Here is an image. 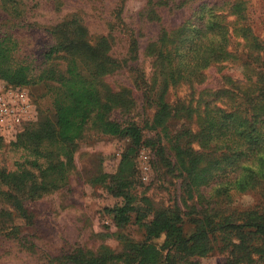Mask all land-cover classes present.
Returning <instances> with one entry per match:
<instances>
[{
    "label": "rangeland",
    "instance_id": "obj_1",
    "mask_svg": "<svg viewBox=\"0 0 264 264\" xmlns=\"http://www.w3.org/2000/svg\"><path fill=\"white\" fill-rule=\"evenodd\" d=\"M146 3L0 4V37L12 39L14 58L33 77L17 88L28 92L34 106L31 121L14 138H0V264H239L225 236L264 215V106L258 99L264 0H190L178 9H159V21L149 19ZM186 22L184 42L170 46L168 40ZM245 29L262 50L249 49ZM64 36L75 42L71 50L47 60ZM77 45L79 51L73 49ZM72 60L97 90L105 118L142 129L126 190L135 209L147 215L142 223L117 225L108 212L124 204L113 177L128 139L102 134L95 115L67 150L52 137L53 102ZM162 104L164 126L153 129ZM223 111H236L237 121ZM176 145L201 157L199 172H207L200 185L181 172ZM23 173L28 176L21 189L6 183L4 176ZM54 177L62 180L59 186H46ZM160 212L180 218L185 238L197 226L208 232L214 227L208 235L212 251L199 258L174 251L164 236L145 241L142 224Z\"/></svg>",
    "mask_w": 264,
    "mask_h": 264
},
{
    "label": "trees",
    "instance_id": "obj_2",
    "mask_svg": "<svg viewBox=\"0 0 264 264\" xmlns=\"http://www.w3.org/2000/svg\"><path fill=\"white\" fill-rule=\"evenodd\" d=\"M11 1L12 0H0V4L11 3ZM189 1L190 0H188V2ZM188 2L187 0H147L146 12L150 20L159 21V17L155 18V13L159 9H171L172 7L178 9ZM242 3L243 2H240L241 5ZM237 19L239 21L245 19L241 9L237 14ZM188 25L189 22H186L177 28L178 32L168 40L170 46L181 45L184 42V39L181 38L180 35L182 31H185V27ZM242 32L243 36L248 40L250 38V30L245 29ZM163 41H165V38L157 40L156 44L163 43ZM76 42L77 44H81L79 41ZM248 42L249 49L256 51L262 50L260 42L256 38L251 37ZM74 44L75 42L68 36H64L62 41L49 49L45 58L49 60L53 55L61 51H70V46ZM80 48L81 47L77 45V47L73 49L79 51ZM14 53L15 45L12 39L6 35L0 37V80L16 87L28 85L33 81V77L29 73L28 67L16 61ZM60 84L62 94L53 102L55 122L50 124L53 131L52 137L55 139V142L60 144L62 151L67 150L69 146H72L80 138L83 127L87 124L91 115H95L97 127L102 134L128 139L130 145L123 154L118 165L117 173L113 177L117 184L118 195L124 198V204L112 210H108V212L113 214V220L117 225L142 223L147 216L146 213H141V210L135 209L131 204V197H129L126 192L129 188L127 184L128 180L133 177V157L141 142L142 129L132 122L119 123L104 117L103 113L106 111V107L100 103L97 90L94 88L93 84L88 83L85 76L78 71V66L74 60H72V65L68 69L67 75L61 76ZM258 91V99L264 106V80ZM165 108L166 105L162 104L157 113L158 117L153 120V129L162 125L164 126V118L166 116ZM235 112L236 111H223L227 117L237 121L235 119ZM50 133L49 127H46L44 134L49 135ZM227 139H229V137ZM2 145L3 141L0 139V148H2ZM173 150L180 162L181 172L186 175V180H188V182L191 181L195 185H200L204 178V174L207 172L206 170L199 172L201 157H194L177 145L173 147ZM59 165L60 169H58V174L62 176L63 172L61 168L63 164L61 163ZM53 168L54 167L51 166V169ZM27 176L26 173H23L21 176L9 174L8 176H4V178L6 183L14 185L16 189H21L23 181ZM60 181H62L60 178L54 177L50 181H47L49 183L46 186L57 188ZM133 214H136L135 218H133ZM142 225L144 227L145 241L150 242L164 236L165 239L169 238L172 240L171 247H174V251L184 252L188 256L196 255L199 258L205 257L213 249L212 242L208 238V235L210 236L209 233H214L216 231L214 227L208 232L203 227L197 226L194 234L189 238H185L181 233L180 218L176 215L169 216L163 212L154 216L149 223H143ZM238 229V232L234 236L230 237V235H228L224 238L225 241L228 242L227 246L231 247L232 257H234L239 264L263 263L264 242L257 247H254L251 243L261 238L264 240V215L258 217L257 220L248 219L247 223ZM213 240L219 242V237L214 236ZM232 240L234 244L231 243ZM239 249L241 251H239ZM254 253L257 256L252 257Z\"/></svg>",
    "mask_w": 264,
    "mask_h": 264
},
{
    "label": "built area",
    "instance_id": "obj_3",
    "mask_svg": "<svg viewBox=\"0 0 264 264\" xmlns=\"http://www.w3.org/2000/svg\"><path fill=\"white\" fill-rule=\"evenodd\" d=\"M33 115L34 106L28 92L0 82V138H14Z\"/></svg>",
    "mask_w": 264,
    "mask_h": 264
}]
</instances>
